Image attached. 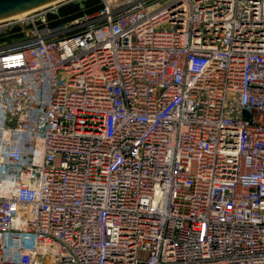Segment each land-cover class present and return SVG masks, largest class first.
Returning a JSON list of instances; mask_svg holds the SVG:
<instances>
[{"label":"built area","instance_id":"2783aa9c","mask_svg":"<svg viewBox=\"0 0 264 264\" xmlns=\"http://www.w3.org/2000/svg\"><path fill=\"white\" fill-rule=\"evenodd\" d=\"M75 1L0 22V264H264V0Z\"/></svg>","mask_w":264,"mask_h":264},{"label":"water","instance_id":"95a60500","mask_svg":"<svg viewBox=\"0 0 264 264\" xmlns=\"http://www.w3.org/2000/svg\"><path fill=\"white\" fill-rule=\"evenodd\" d=\"M58 0H0V20Z\"/></svg>","mask_w":264,"mask_h":264},{"label":"trees","instance_id":"16d2710c","mask_svg":"<svg viewBox=\"0 0 264 264\" xmlns=\"http://www.w3.org/2000/svg\"><path fill=\"white\" fill-rule=\"evenodd\" d=\"M100 8V0H83L81 2H70L59 8V15L66 20L78 17L83 12L92 13ZM0 38V42L3 41Z\"/></svg>","mask_w":264,"mask_h":264},{"label":"bare ground","instance_id":"6f19581e","mask_svg":"<svg viewBox=\"0 0 264 264\" xmlns=\"http://www.w3.org/2000/svg\"><path fill=\"white\" fill-rule=\"evenodd\" d=\"M63 1H66V0L54 1L52 3H48V4H46L44 6H41V7H37V8H34V9H30V10H26V11H23V12H19L17 14L11 15V16H9L7 18H4V19L0 20V22L6 21V20H12V19H16V20L23 19V18H25V16H27L28 14H30L32 12H35L37 10H41V9L47 7V6L58 4V3L63 2Z\"/></svg>","mask_w":264,"mask_h":264},{"label":"rangeland","instance_id":"374dc122","mask_svg":"<svg viewBox=\"0 0 264 264\" xmlns=\"http://www.w3.org/2000/svg\"><path fill=\"white\" fill-rule=\"evenodd\" d=\"M78 1L81 2V1H83V0H77V2H78ZM75 2H76V1H75Z\"/></svg>","mask_w":264,"mask_h":264}]
</instances>
